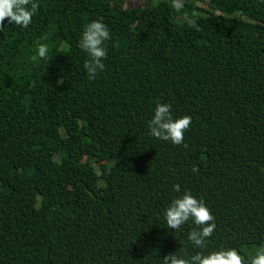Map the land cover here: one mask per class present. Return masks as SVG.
Listing matches in <instances>:
<instances>
[{
	"label": "trees",
	"instance_id": "1",
	"mask_svg": "<svg viewBox=\"0 0 264 264\" xmlns=\"http://www.w3.org/2000/svg\"><path fill=\"white\" fill-rule=\"evenodd\" d=\"M204 1L226 14L192 12L199 31L172 0H39L27 29L0 24V264H160L191 227L164 229L174 183L213 215L210 249L255 255L242 248L264 241V3ZM96 19L111 39L90 80L77 42ZM37 41L49 61H32ZM165 102L191 117L181 145L147 135Z\"/></svg>",
	"mask_w": 264,
	"mask_h": 264
},
{
	"label": "clouds",
	"instance_id": "2",
	"mask_svg": "<svg viewBox=\"0 0 264 264\" xmlns=\"http://www.w3.org/2000/svg\"><path fill=\"white\" fill-rule=\"evenodd\" d=\"M260 3H264V0H260ZM38 6L39 0H0V24L27 29L37 14ZM172 7L178 11L182 3L172 0ZM186 23L188 27L200 30L194 18L187 19ZM110 39V31L101 19L91 20L83 26L77 46L86 56L83 69L88 79H94L104 70L106 42ZM49 57V45L35 42L32 61H49ZM190 123L191 117L188 115L174 116L170 103H157L146 124L147 135L158 141L181 145ZM191 171L195 174L198 169L193 166ZM171 191L175 195L160 213L166 225L164 229L172 233L182 231L186 224L191 227L186 232L187 247L181 246L177 251L163 256L160 264H264V248H258L255 255L250 257L242 256L235 247L210 249L209 240L216 225L203 199L194 196L188 189L182 191L179 184H172Z\"/></svg>",
	"mask_w": 264,
	"mask_h": 264
},
{
	"label": "rangeland",
	"instance_id": "3",
	"mask_svg": "<svg viewBox=\"0 0 264 264\" xmlns=\"http://www.w3.org/2000/svg\"><path fill=\"white\" fill-rule=\"evenodd\" d=\"M118 1L122 4L123 7H131L136 5L146 6L148 4H156L162 0H118ZM187 1L189 5L186 6L182 4V7L176 13V19L179 21L188 19L192 14V12L194 14H203L204 11H209L218 14H226L225 12H222L217 8L213 7V5L208 1H204V0H187ZM190 5H193V7L195 8L192 9ZM230 15L233 19H245V16L242 15L241 11H234L230 13ZM258 248H264V241L260 245L244 247L242 248V250L246 251L248 255H251V254H255ZM241 255L244 256L242 253Z\"/></svg>",
	"mask_w": 264,
	"mask_h": 264
}]
</instances>
